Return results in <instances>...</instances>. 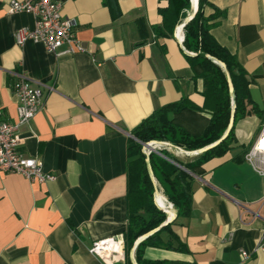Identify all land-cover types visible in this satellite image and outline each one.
Segmentation results:
<instances>
[{
	"label": "crops",
	"instance_id": "obj_1",
	"mask_svg": "<svg viewBox=\"0 0 264 264\" xmlns=\"http://www.w3.org/2000/svg\"><path fill=\"white\" fill-rule=\"evenodd\" d=\"M57 1L61 14L75 21L83 51L54 55L39 42L15 45L13 30L31 28L33 17L9 13V0H0V120L16 119L15 73L43 85L41 109L16 135L19 150L54 175L37 182L0 172V264H103L88 248L125 229L130 130L161 105L186 98L200 107L203 101L202 81L192 78L184 57L183 31L152 33L163 0H117L116 19L102 0ZM207 1L209 33L250 79L249 96L261 115L237 120L229 150L193 176L189 213L172 226L187 253L146 246L143 257L264 264V255L251 250L264 229V178L242 159L264 124V0ZM186 118H195L197 130L208 114L180 117Z\"/></svg>",
	"mask_w": 264,
	"mask_h": 264
},
{
	"label": "trees",
	"instance_id": "obj_2",
	"mask_svg": "<svg viewBox=\"0 0 264 264\" xmlns=\"http://www.w3.org/2000/svg\"><path fill=\"white\" fill-rule=\"evenodd\" d=\"M163 1L165 5L157 8L160 22L151 27L156 37L172 36L175 25L184 17V10L189 8L190 3L189 0ZM102 4L108 9L111 19L120 16L117 0H102ZM205 5H209L207 0H197L193 16L184 23L182 46L189 52H204L226 66L232 85V98H230L225 74L218 64L208 58L185 55L192 78H200L202 81L200 92L203 98L202 105L198 107L186 98L161 105L130 130V134L135 139L127 137L125 151L127 222L122 233L123 264H131L128 252L133 241L138 236L158 227L165 220L164 212L156 208L152 201L153 188L139 142L166 141L186 151L207 146L216 141L226 129L231 111V100L233 101L231 128L217 144L201 153L187 156L185 161L169 153L165 148L159 149V153L153 151L148 153L152 175L164 184L165 196L175 210V217L137 243L133 251L134 260L136 264H194L167 259H146L143 257V250L146 246H151L187 253L184 243L180 241L172 226L178 222L179 218L189 213L193 175L201 174V166L204 162L212 157L221 156L229 150L235 142L234 125L237 120L250 115L257 117L261 115V110L249 96L250 79L235 57L209 33L211 23H209V17L203 14ZM137 24L139 35L144 36V28L140 20ZM198 112L208 114L201 129L195 130V118H186L185 123L180 119L185 113L196 115ZM163 156L172 159L189 173ZM172 213L169 211V217L173 215Z\"/></svg>",
	"mask_w": 264,
	"mask_h": 264
},
{
	"label": "built area",
	"instance_id": "obj_3",
	"mask_svg": "<svg viewBox=\"0 0 264 264\" xmlns=\"http://www.w3.org/2000/svg\"><path fill=\"white\" fill-rule=\"evenodd\" d=\"M9 13H28L33 17L31 28L20 26L13 30L15 45L25 41L39 42L45 51L54 55L83 51L75 37L73 19L61 14V4L57 0H9ZM193 53V52H189ZM11 93L16 99V119L13 122L0 120V172L18 173L29 181L53 180L54 175L42 171L41 163L34 157L25 156L20 150L17 128L27 123L42 107L41 83H32L23 73H15ZM242 159L252 171L264 178V124L259 128L253 143L243 153ZM264 229L257 244L251 249L264 255ZM89 252L97 256L103 264L124 261L123 236L121 234L92 241ZM242 257L247 255L240 250Z\"/></svg>",
	"mask_w": 264,
	"mask_h": 264
},
{
	"label": "water",
	"instance_id": "obj_4",
	"mask_svg": "<svg viewBox=\"0 0 264 264\" xmlns=\"http://www.w3.org/2000/svg\"><path fill=\"white\" fill-rule=\"evenodd\" d=\"M191 0H189L190 2ZM197 6V5H196ZM196 8L192 11L191 15L184 21V23L189 20L194 12H195ZM183 23V25H184ZM176 29V25L173 29V32L175 31ZM187 55H197L199 57H202V58H208V59H211L212 62L218 64L224 74H225V79H226V83H227V87H228V91L230 93V98H232V85H231V81H230V76H229V73H228V70L226 68V66L222 63V62H219L218 60L210 57L209 55H207L206 53L204 52H196V53H187ZM232 113H233V101L231 100V111H230V115H229V119H228V122H227V126H226V129L224 130L223 134L216 140L214 141L213 143L207 145V146H204V147H201V148H198V149H195V150H191L189 152V155H186V156H192V155H196L198 153H201L202 151L206 150L207 148H210L211 146L217 144L226 134L227 132L229 131V129L231 128V125H232ZM129 137H131L132 139H135L132 135L128 134ZM153 141H158V140H149V141H146V142H139L141 144V152L143 154V157H144V162H145V165H146V170H147V173H148V176H149V179L151 181V184H152V188H153V193H152V201L154 203V205L157 207V205L155 204L154 202V194L155 192L157 191V188L154 184V180H153V175H152V172H151V169L149 167V163H148V153L153 151V152H157L159 153V148H156L152 142ZM158 142H162L164 143L165 145L167 146H170V147H173V148H179L175 145H172L168 142H164V141H158ZM148 151V152H147ZM188 152V151H186ZM165 157L167 160H169L170 162H172L173 164H175L176 166H178L179 168L183 169L184 171L188 172L185 168H183L182 166H180L179 164H177L176 162H174L173 160H171L170 158L166 157V156H163ZM189 173V172H188ZM194 176V175H193ZM158 208V207H157ZM159 209V208H158ZM160 210V209H159ZM162 212H164L163 210H161ZM165 214V213H164ZM175 217V210H174V216L172 217V219ZM172 219H167L166 217V214H165V220L163 223H161L158 227L148 231L147 233H144L140 236H138L132 243V246L130 247L129 249V252H128V258H129V261L131 264H136L135 260H134V257H133V251H134V248L135 246L137 245L138 242H140L143 238H145L147 235L151 234L152 232H154L155 230H157L161 225L163 224H166L167 222H170Z\"/></svg>",
	"mask_w": 264,
	"mask_h": 264
},
{
	"label": "bare ground",
	"instance_id": "obj_5",
	"mask_svg": "<svg viewBox=\"0 0 264 264\" xmlns=\"http://www.w3.org/2000/svg\"><path fill=\"white\" fill-rule=\"evenodd\" d=\"M196 5H197V0H191L190 1V3H189V8L185 11V13H186V15L184 16V17H182V19L178 22V24H177V28H176V31H177V33H179L180 34V31H183V28H182V25H183V23H184V21L191 15V13H192V11L196 8ZM152 144L156 147V148H159V149H161V148H164V147H166L167 145H165L164 143H162V142H152ZM174 150V152H175V154H179V155H181V154H183V155H189V153H191V152H186V150H183V149H181V148H173ZM164 200L165 202H163L162 200ZM154 201H155V203L157 204H159V205H161V204H164L165 203V205H167V206H169V207H171V208H173V206H172V204L170 203V201H168L166 198H165V196L162 194V193H160V192H158V191H156L155 192V197H154ZM161 203V204H160ZM157 204V206L159 207V208H161L159 205ZM162 206V205H161ZM162 207H164V206H162ZM164 208H166V209H162V210H164V211H166V212H168L169 213V210L172 212V209H170V208H168V207H164ZM174 210V209H173ZM173 215L171 216V217H169V219H172V217L174 216V211H173V213H172Z\"/></svg>",
	"mask_w": 264,
	"mask_h": 264
},
{
	"label": "rangeland",
	"instance_id": "obj_6",
	"mask_svg": "<svg viewBox=\"0 0 264 264\" xmlns=\"http://www.w3.org/2000/svg\"><path fill=\"white\" fill-rule=\"evenodd\" d=\"M187 10V9H186ZM186 10H184V16L186 15V13H185V11ZM182 19V18H181ZM180 19V20H181ZM179 20V21H180ZM155 142V141H154ZM156 142H158V141H156ZM164 142H166V141H164ZM169 153H171V154H173L174 153V155H176L178 158L179 157H182V158H180V159H186L187 158V156L186 155H183V154H181V155H179V154H175V152L173 151L174 149H173V147H170V146H166V147H164ZM148 152V151H147ZM172 160V159H171ZM153 178H154V184H155V186H156V188H157V191L158 192H161L164 196H165V192H164V184L158 179V178H156L154 175H153ZM165 198H166V196H165ZM155 202V201H154ZM156 204V203H155ZM157 205V204H156ZM162 205H164V206H167V205H165V204H162ZM161 206V205H160ZM158 207V206H157ZM156 207V208H157ZM162 207V206H161ZM168 208H170V209H172V211H174L173 209L174 208H171V207H169V206H167ZM159 208V207H158ZM162 208H164V207H162ZM160 210H162L161 208H159ZM164 209H166V208H164ZM164 211V210H163ZM170 211V210H169ZM171 212V211H170ZM164 213L166 214V217H167V219H169V213L168 212H166V211H164ZM172 213V212H171Z\"/></svg>",
	"mask_w": 264,
	"mask_h": 264
}]
</instances>
